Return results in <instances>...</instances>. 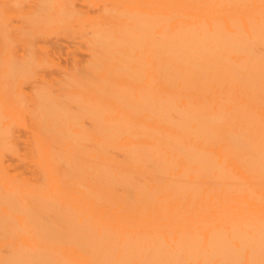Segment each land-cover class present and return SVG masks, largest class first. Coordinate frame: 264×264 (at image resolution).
I'll use <instances>...</instances> for the list:
<instances>
[{
  "label": "bare ground",
  "instance_id": "obj_1",
  "mask_svg": "<svg viewBox=\"0 0 264 264\" xmlns=\"http://www.w3.org/2000/svg\"><path fill=\"white\" fill-rule=\"evenodd\" d=\"M0 264H264V0H0Z\"/></svg>",
  "mask_w": 264,
  "mask_h": 264
}]
</instances>
